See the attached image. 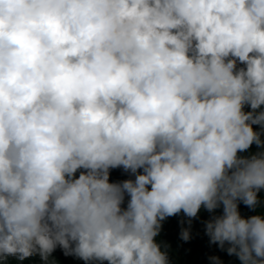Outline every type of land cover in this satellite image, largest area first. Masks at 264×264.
Returning a JSON list of instances; mask_svg holds the SVG:
<instances>
[{
  "label": "clouds",
  "instance_id": "clouds-1",
  "mask_svg": "<svg viewBox=\"0 0 264 264\" xmlns=\"http://www.w3.org/2000/svg\"><path fill=\"white\" fill-rule=\"evenodd\" d=\"M262 106L264 0H0V260L170 264L161 222L222 206L210 244L264 264V214L238 211Z\"/></svg>",
  "mask_w": 264,
  "mask_h": 264
},
{
  "label": "trees",
  "instance_id": "trees-1",
  "mask_svg": "<svg viewBox=\"0 0 264 264\" xmlns=\"http://www.w3.org/2000/svg\"><path fill=\"white\" fill-rule=\"evenodd\" d=\"M237 66L243 67V65L239 63ZM244 111H251L250 106L245 105ZM257 111H264V106ZM253 129L255 131L261 130L259 125H253ZM261 139H264V136H262ZM258 151H261V149H258L257 146L253 144L247 152L240 153L239 155L249 156ZM78 175L79 171L76 174L77 178ZM126 179H134V176L125 172L123 168L109 170L110 183L121 182ZM258 197L261 203L254 210L246 207L243 203H238V211L243 218L264 214V189L258 193ZM126 202L127 197L125 205ZM222 211V206L217 208L213 213H209L202 207L198 216L192 219L191 225L187 223L188 218L185 217L183 213L168 217L161 222L162 227L159 235L156 237V241L167 251L170 264H211L209 260L211 256L219 257L222 264H241L235 255H228L226 249L229 245L227 243L225 244V249L222 250L218 244H210L209 237L205 234L204 222L213 215H221ZM181 221H184V223H181ZM182 228H188L190 231L191 238L187 242L180 239ZM0 264H86V262L73 255L66 256L64 250L57 246L48 257L47 261L42 260L39 255H33L24 260L9 256L0 260ZM87 264H100V262L90 261L87 262ZM104 264H107V262H104Z\"/></svg>",
  "mask_w": 264,
  "mask_h": 264
}]
</instances>
